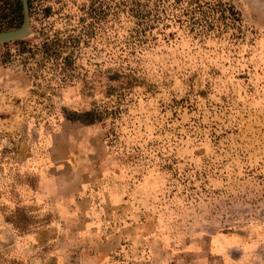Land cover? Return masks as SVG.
I'll return each instance as SVG.
<instances>
[{
    "label": "clouds",
    "instance_id": "obj_1",
    "mask_svg": "<svg viewBox=\"0 0 264 264\" xmlns=\"http://www.w3.org/2000/svg\"><path fill=\"white\" fill-rule=\"evenodd\" d=\"M90 2L0 61V264H264V0Z\"/></svg>",
    "mask_w": 264,
    "mask_h": 264
},
{
    "label": "rangeland",
    "instance_id": "obj_2",
    "mask_svg": "<svg viewBox=\"0 0 264 264\" xmlns=\"http://www.w3.org/2000/svg\"><path fill=\"white\" fill-rule=\"evenodd\" d=\"M122 2H126V0H122ZM27 3L31 6H28V21H26L25 0H0V61L7 62L12 58L13 47L17 49L18 53L35 55V51L31 46L32 40L30 37L32 32V16L34 14V0H30V2L27 0ZM177 3H179V0H177ZM85 7H87L88 16L97 19L106 18L111 9V5L107 3V0H91L87 6L81 5V10H84ZM156 7L158 8L159 5L157 4ZM146 8L147 0H143V2L142 0H132V3L128 7V10L132 12L133 15L139 17L138 23H144L146 20L152 21L150 23H144V27L140 29L141 32H146L149 28H155V21L160 19L158 13L154 16L152 9L145 11ZM45 12L46 14H51L52 9L50 5L45 9ZM23 14L24 18L22 17ZM221 17L226 18L223 11L221 12ZM84 19L85 17H81V22H83ZM166 27H170V25H166ZM209 27H212V25L210 24ZM21 28H24V32L16 36V33ZM68 39L73 40L74 38L70 36ZM78 40L79 38L77 37L74 39V42L78 43ZM60 43L61 41L58 38L54 39L51 43L45 41L43 44L45 52L50 53ZM64 43H67V41ZM26 59L27 58H25V60ZM65 59L68 61L69 65H71V59L69 57ZM5 220L14 223L22 233L28 230L29 223H36L34 218L30 217L22 206H18L14 214L6 216ZM40 234L42 238L47 237L46 231L42 229L40 230ZM11 242L10 240L9 243ZM5 247H7V245H5Z\"/></svg>",
    "mask_w": 264,
    "mask_h": 264
},
{
    "label": "water",
    "instance_id": "obj_3",
    "mask_svg": "<svg viewBox=\"0 0 264 264\" xmlns=\"http://www.w3.org/2000/svg\"><path fill=\"white\" fill-rule=\"evenodd\" d=\"M25 9H26V21H28V17H29V9H28V3L27 0H25ZM24 32V28H21L17 33L16 36H19L20 34H22Z\"/></svg>",
    "mask_w": 264,
    "mask_h": 264
},
{
    "label": "trees",
    "instance_id": "obj_4",
    "mask_svg": "<svg viewBox=\"0 0 264 264\" xmlns=\"http://www.w3.org/2000/svg\"><path fill=\"white\" fill-rule=\"evenodd\" d=\"M28 2H30V0H28ZM28 6H30V5H28ZM31 7V6H30ZM22 17L24 18V14L22 15Z\"/></svg>",
    "mask_w": 264,
    "mask_h": 264
}]
</instances>
